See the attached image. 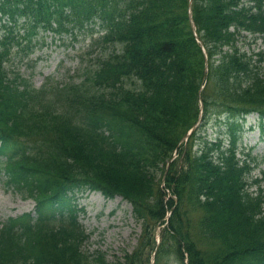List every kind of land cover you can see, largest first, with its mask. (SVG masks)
Returning <instances> with one entry per match:
<instances>
[{"label": "trees", "instance_id": "1", "mask_svg": "<svg viewBox=\"0 0 264 264\" xmlns=\"http://www.w3.org/2000/svg\"><path fill=\"white\" fill-rule=\"evenodd\" d=\"M163 2L162 7L156 11L143 10L145 8L153 7V4ZM261 1V0H259ZM73 0H45L38 2L40 14L49 19L50 16L57 14L61 17L64 15L63 11L66 6L73 5ZM79 3H88L89 13H93L95 10H100L106 18L118 27L121 36L125 39L131 38L133 41L129 42L125 54L122 56H116V60H106L103 65L104 70L110 75L108 85L115 88L116 83L120 81L121 76L128 73L131 70L133 64L140 65L141 77L146 89L154 87L160 93L157 98L146 99L142 104L147 111H152L150 114V121L152 124L158 123L155 114L162 108L166 114V117L181 115L179 109L183 108V83L186 79L187 92H191L190 88L195 85L197 79H201L203 72V55L199 46L194 40L190 24L186 19L184 13H179L177 7L183 8L185 0H151L138 1L143 7L141 14L148 16V22L151 27H144L143 31L138 33L139 40L134 41L136 38L138 28L130 29L129 22H125L121 17L123 11L117 9L111 11L107 6L111 7L106 0H76ZM135 2V1H134ZM205 6L203 10L202 20H200L201 27L205 30V39L211 46V51L214 48L223 44H228L233 40V35L228 30H225L228 24L231 22V14L227 11L231 8L232 4L227 2L225 7L224 0H203ZM136 7V4H133ZM19 8V2L15 3L11 8L12 12H16ZM125 9V8H121ZM227 11V12H226ZM240 14V13H239ZM237 14V15H239ZM82 14L77 12L74 14L73 20L78 22V17ZM241 18V16L239 17ZM236 19V21L239 20ZM255 24H249L250 30H258L264 32V14H259L258 19L255 20ZM157 25L158 28L152 29V26ZM156 28V27H155ZM8 40V37L5 38ZM6 41L0 43L5 45ZM213 46V47H212ZM8 50L5 49V52ZM236 48H235V50ZM233 51V52H234ZM226 51L222 56L221 63L213 69V79L215 80L217 90L214 94L219 101L223 104L237 102L241 105H251L257 107H264V79L260 78L253 69L250 67L248 61L242 60L243 55L238 56L236 52ZM158 56V58H156ZM156 58V59H153ZM160 58V59H159ZM130 59L131 61H124ZM115 61H124L120 63H114ZM241 73L244 77H250L253 82L246 88H242ZM165 88L167 91H164ZM8 91V92H6ZM7 97L4 98V95ZM25 92H17L10 88L8 84H3V76L0 72V121L7 122L9 120L29 122L30 117L27 114V105L21 104L20 97L24 96ZM146 92L137 94L135 98V104L139 105ZM109 100H102V104H111L119 96L118 92H111ZM166 97L167 101L163 103L161 100ZM213 102H216V98H212ZM126 99H121L118 103H126ZM174 108H177L174 109ZM86 116H90L95 108H88ZM20 110V113H17ZM127 116H136L135 108L128 111ZM158 117V116H157ZM127 121H133L132 118L127 117ZM66 120L60 118L58 115L44 116L41 121H35L33 126L37 129L53 130L56 132L74 130L75 127H67ZM78 134L73 136L76 138L74 143L75 148H78L84 157L82 166L95 172L92 167L90 153L85 151L86 147L91 146L94 143V139L89 132L77 129ZM175 127H167L166 133L169 137L175 134ZM91 162V164H90ZM75 166L74 164H71ZM91 165V167H89ZM55 166V164L53 165ZM108 175V181L117 184L121 188H124L127 193L134 195L135 191H139L143 182L134 177L128 176L126 173H122L123 177L113 176L111 172L104 171ZM199 184L205 189L210 190L214 194L215 202L212 205L213 213L210 218H213L211 226L217 230L221 225H224L223 229L234 230V227H239V231L244 232L241 228H247L261 237L264 235V222H258L254 219L253 212L254 207L250 204L240 201L237 195V191L233 187L234 177L222 178L219 180H211L210 174L216 175V172L212 171L210 166H201ZM106 179V178H105ZM136 187V189H135ZM226 195H232L236 197L234 199L228 198ZM236 204V205H235ZM233 208L234 210H228ZM229 212H232L231 214ZM217 214L219 218L217 220ZM238 222V224H237ZM60 260H66L61 264H71L73 261L70 259H76V263L84 262L83 259H79L75 255L73 248H66L60 250L57 254ZM228 258V257H227ZM231 259V258H228ZM193 264H208L207 259L203 258L199 253L192 254ZM213 260V261H212ZM215 263V257L209 259V262ZM217 264L218 261L216 260ZM227 263V261H224ZM224 264V263H222Z\"/></svg>", "mask_w": 264, "mask_h": 264}, {"label": "rangeland", "instance_id": "2", "mask_svg": "<svg viewBox=\"0 0 264 264\" xmlns=\"http://www.w3.org/2000/svg\"><path fill=\"white\" fill-rule=\"evenodd\" d=\"M251 37L252 35L249 34L248 38ZM47 41H50V39ZM85 42H87V40H85ZM80 45L81 44L79 43L78 47ZM245 48L248 49L249 45L245 44ZM43 51L45 50L35 49L33 56H37L43 53ZM61 54L62 52L58 51L55 54L57 59L52 60L51 63L55 64V62L60 58ZM69 64L75 65L74 61L72 60ZM51 69L52 66H48L45 64V62H41L36 66L34 79L37 86H39L44 81V76L53 70ZM21 70L27 72L30 71L26 66H22ZM97 199L98 204L93 206L92 210L85 216L83 220L88 229H92L97 226L99 227L92 239L99 241L97 244L104 248L112 247L115 250L114 253L118 252L119 254H123L124 250L132 251L136 247L135 245L137 243V238L141 232L139 225H136L133 220H131L129 227L125 225L126 221L124 220L123 210H118L117 207L118 201H111L103 204L101 199ZM0 204V209H3L5 212H7L16 206L22 205V201L17 196L12 195V193H4L0 196ZM113 211H116V213L112 214Z\"/></svg>", "mask_w": 264, "mask_h": 264}]
</instances>
